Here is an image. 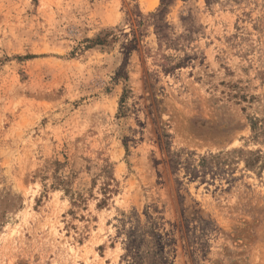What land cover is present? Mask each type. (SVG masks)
Wrapping results in <instances>:
<instances>
[{"label": "rangeland", "instance_id": "374dc122", "mask_svg": "<svg viewBox=\"0 0 264 264\" xmlns=\"http://www.w3.org/2000/svg\"><path fill=\"white\" fill-rule=\"evenodd\" d=\"M0 264H264V0H0Z\"/></svg>", "mask_w": 264, "mask_h": 264}]
</instances>
